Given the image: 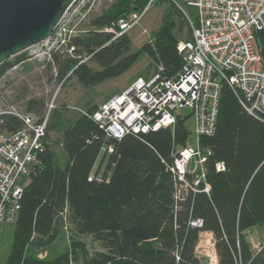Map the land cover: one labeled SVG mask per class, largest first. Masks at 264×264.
Returning a JSON list of instances; mask_svg holds the SVG:
<instances>
[{
    "label": "trees",
    "instance_id": "1",
    "mask_svg": "<svg viewBox=\"0 0 264 264\" xmlns=\"http://www.w3.org/2000/svg\"><path fill=\"white\" fill-rule=\"evenodd\" d=\"M165 1L171 9L153 33V42L146 41L141 49L157 64L155 71L161 64L162 74L172 76L183 64L176 48L181 39L172 32V15L178 14L187 23L184 39L191 36V29L181 11ZM146 3H111L91 19V29L69 37L66 46L73 47V58L61 59L51 50L57 79L65 82L75 77L89 87L126 71L138 53L129 52L127 33L114 37L105 28L132 11H141ZM13 57L0 65V77L25 59L22 52ZM96 107L89 106L86 114L80 113L61 130L58 143L66 153L63 166L57 165L46 135L40 165L23 190L4 264H209L196 254L204 231L212 234L214 264H264V245L255 251L247 238L254 226L264 224V121L249 114L224 81L215 133L200 138L211 149L206 163L208 194L188 190L181 199L175 196L168 165L173 148L186 145L185 116L178 114L173 128L114 139L106 137L91 117ZM42 108L40 101L26 102V110L41 113ZM12 120L10 129L21 126ZM52 127L48 124L47 132ZM219 161L224 169L217 171ZM67 218L77 234L91 235L106 250L89 257L84 243L73 239L65 251L51 258L27 252L29 246L39 248L50 242L65 228ZM197 219L201 225L193 226L191 222Z\"/></svg>",
    "mask_w": 264,
    "mask_h": 264
},
{
    "label": "built area",
    "instance_id": "2",
    "mask_svg": "<svg viewBox=\"0 0 264 264\" xmlns=\"http://www.w3.org/2000/svg\"><path fill=\"white\" fill-rule=\"evenodd\" d=\"M169 1L185 16L191 29V36L176 44L183 59L181 69L165 76L158 64L151 76L135 78L121 93L96 107L91 117L106 137L120 139L127 133L173 128L177 110L189 108L194 118L195 145L173 148L168 165L176 184L175 196L181 199L188 190L207 194L210 191L206 163L211 149L202 145L200 138L215 133L222 81L249 114L264 121V0ZM153 2L147 0L141 11L118 18V31L113 26L105 30L114 37L126 33L139 24ZM184 6L194 8V19ZM148 42H153L152 36ZM10 69L0 77V82ZM80 112L86 114L85 110ZM12 119L21 126L10 129ZM47 125L48 114L35 119L32 113L19 111L0 88V233L4 224H13L18 216L24 187L40 165ZM111 149L108 147V151ZM215 169L223 170V162H216ZM191 224L200 226L201 220ZM263 245L259 241L252 247L259 251ZM209 260V264L216 263L214 250Z\"/></svg>",
    "mask_w": 264,
    "mask_h": 264
},
{
    "label": "rangeland",
    "instance_id": "3",
    "mask_svg": "<svg viewBox=\"0 0 264 264\" xmlns=\"http://www.w3.org/2000/svg\"><path fill=\"white\" fill-rule=\"evenodd\" d=\"M115 1L77 0L60 21L51 37L22 51L25 57L24 61L14 64L15 67L10 69L0 82L4 97L15 104L19 111L30 112L35 119L48 114V124H53V127L48 130L47 139L52 146L55 161L59 166H63L66 161V153L58 143L61 130L81 113L80 109L87 110L89 106L94 104H97L98 107L110 96L121 93L135 78L139 76L149 77L156 69L157 64L141 49V46L161 26L166 10L171 9V5L165 0H155L144 11L139 24L126 32L131 39L129 52L138 54L131 66L122 74L106 78L89 87L80 84L75 77H71L65 82L57 79V67L51 61L49 52L54 50L61 59L64 57L73 58L75 56L74 51L66 46L69 37L83 34L91 29V19L98 16L102 10L107 9ZM184 7L189 15L193 17L194 8ZM172 20L174 21L172 32L179 39H184L188 29L187 23L178 14L172 15ZM179 24H181L180 27ZM112 26L115 27L116 31L120 29L118 19L114 21ZM143 29H146L147 32L144 33ZM13 59L14 57H11V60ZM90 65L97 68L94 63L90 62ZM29 99L43 103L41 113H38L35 109L26 110V102ZM177 113L185 116L184 124L187 129L185 144L194 146L195 126L190 109L187 107L179 108ZM65 222L66 228H62L45 246L37 248L32 245L28 247L27 252L35 253L38 257L51 258L65 251L73 239H78L84 243L89 257L96 252L106 250L103 243L91 235L77 234L68 218ZM13 231V224H4L1 227L0 264H4L9 255ZM248 236L251 237L253 244L264 240V224L252 228L248 232ZM212 242L213 238H210L208 233H200L196 254L205 262L210 261L213 250L215 251L214 245H211Z\"/></svg>",
    "mask_w": 264,
    "mask_h": 264
},
{
    "label": "water",
    "instance_id": "4",
    "mask_svg": "<svg viewBox=\"0 0 264 264\" xmlns=\"http://www.w3.org/2000/svg\"><path fill=\"white\" fill-rule=\"evenodd\" d=\"M76 0H0V65L45 40Z\"/></svg>",
    "mask_w": 264,
    "mask_h": 264
},
{
    "label": "crops",
    "instance_id": "5",
    "mask_svg": "<svg viewBox=\"0 0 264 264\" xmlns=\"http://www.w3.org/2000/svg\"><path fill=\"white\" fill-rule=\"evenodd\" d=\"M96 105H97V104H96ZM255 227H256V226H254L253 228H255ZM206 233H208V234L212 237V234H211L210 232H206ZM247 238H248V240H249L250 243L253 242L252 239H251V237L247 236ZM251 245L253 246V243H252Z\"/></svg>",
    "mask_w": 264,
    "mask_h": 264
}]
</instances>
